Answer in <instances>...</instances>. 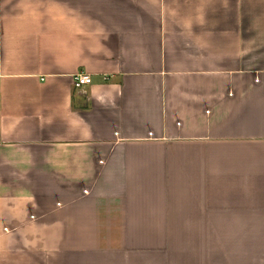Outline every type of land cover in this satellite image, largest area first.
Segmentation results:
<instances>
[{"label":"crops","instance_id":"1","mask_svg":"<svg viewBox=\"0 0 264 264\" xmlns=\"http://www.w3.org/2000/svg\"><path fill=\"white\" fill-rule=\"evenodd\" d=\"M0 264H264V0H0Z\"/></svg>","mask_w":264,"mask_h":264},{"label":"built area","instance_id":"2","mask_svg":"<svg viewBox=\"0 0 264 264\" xmlns=\"http://www.w3.org/2000/svg\"><path fill=\"white\" fill-rule=\"evenodd\" d=\"M91 74L89 73H77L74 76V85L78 88H83L91 82Z\"/></svg>","mask_w":264,"mask_h":264}]
</instances>
